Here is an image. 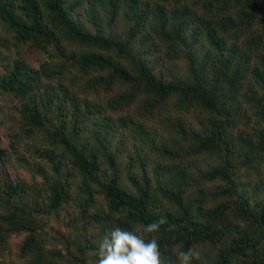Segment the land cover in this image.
Listing matches in <instances>:
<instances>
[{
    "label": "trees",
    "instance_id": "16d2710c",
    "mask_svg": "<svg viewBox=\"0 0 264 264\" xmlns=\"http://www.w3.org/2000/svg\"><path fill=\"white\" fill-rule=\"evenodd\" d=\"M136 1L0 0V92L16 99L21 129L8 145L0 137V264H87L105 233L161 217L145 238L165 264L190 247L193 264H264V199L251 204L237 180L264 172V0ZM27 45L43 52L39 67L22 58ZM159 109L175 113L164 132L178 153L165 150L191 157L186 185L154 192L129 171L132 193L120 152L106 150L101 167L95 159L115 122L149 135L142 123ZM85 127L86 153L75 145ZM53 146L69 152L70 171L41 167ZM221 192L236 196L235 213L216 201ZM66 213L85 221L80 238L63 231L74 226ZM51 226L59 236L45 234Z\"/></svg>",
    "mask_w": 264,
    "mask_h": 264
},
{
    "label": "rangeland",
    "instance_id": "374dc122",
    "mask_svg": "<svg viewBox=\"0 0 264 264\" xmlns=\"http://www.w3.org/2000/svg\"><path fill=\"white\" fill-rule=\"evenodd\" d=\"M130 1V0H126ZM137 3L136 0H131ZM140 3V2H139ZM141 4V3H140ZM141 7L142 4H141ZM142 10H145L142 8ZM148 29L150 27H147ZM140 42L143 43V40ZM22 58H24L26 61H28L31 65L35 67H39L41 62L44 59V54L42 51L27 45L25 47V51L22 52ZM161 59V62L159 65L160 66H165L169 64V68H171L172 63L168 60ZM2 72V68H0V74ZM173 74H177L176 71L172 72ZM67 85V83H66ZM72 85H69V87ZM68 87V85H67ZM16 103V99L12 96H9L7 93H2L0 92V137L2 139V144L3 145H8L9 143V136L11 134V127H16V131L20 130V127H18L17 123V112L14 108V105ZM157 114H153L152 116L148 117L145 119V121L142 123V125L148 129L150 134L149 135H143L141 132V127L139 131H136L132 124L130 123L127 127L126 126H120L118 128L116 126L117 122L114 123V131L112 133V137L110 138V134L105 136V140L103 141V148L101 150V155L99 157H96V164H99L101 167L102 162L105 160V155H108L109 152H106V150L110 151L111 153H117L119 154L118 158V165H119V170L121 174V183L122 185L127 188L129 191L132 193L134 192V188L129 184L128 180L125 178L126 175H128L129 171H132L133 174L138 177L141 181L145 182V179H149L152 182V188L153 191L155 192L158 190L159 192L161 191L160 188L162 186H165L168 188V186H173V185H178L181 184L182 182L185 183L184 181L186 176L184 174V177L180 175V173L183 172L182 166L186 167V164L188 163V160L190 158H185L186 156H181L177 155L172 152H167L165 149L169 147V149L172 151H175L178 153L174 148H177L179 145L177 140L173 139V137L169 136V134H166L164 131H167L165 128V122L168 117H171V115L175 114L174 112L168 110H161L159 109L157 111ZM117 116H115L116 118ZM117 119V118H116ZM192 123H198L195 120H191ZM197 129L199 128V124L196 127ZM111 127L109 128V130ZM82 134L85 133V136H81L80 138H76L75 145L79 146L82 151L86 152H91L90 149H88V145H91L93 142V137L92 132L90 129H87L86 127L83 128ZM15 132V130L13 131ZM91 133V135L89 134ZM18 133V131H17ZM80 136V135H79ZM77 136V137H79ZM141 138H145L147 141L142 142ZM74 140V139H73ZM88 144V145H87ZM238 146V145H237ZM167 152V153H165ZM173 155H176L178 157H173ZM242 156L244 157L245 154L243 153ZM44 159V158H43ZM48 161L57 162L61 163L62 161L66 162L68 166H66L65 171L69 170L72 168L71 166L73 163L70 161V155L69 152L66 151L65 149H58L55 146H53V152H52V158L45 159L43 162L44 164H41L40 162L38 164H41L40 166L43 168L51 169L52 168L49 164ZM201 161V159L199 160ZM182 162H185L182 163ZM160 164V166H158ZM108 164H104V167L106 168ZM182 165V166H181ZM209 163L205 164V167H207ZM109 166V165H108ZM109 171H111L109 167ZM184 171H186V168H184ZM260 174L253 173L251 178L254 180H249L245 178L237 177L238 183H244V181H247V187L248 191H252L250 197L248 198L250 200V203H255L258 200H263L264 199V192L260 191L258 188L259 187H264V172H259ZM28 176H31V174H28ZM165 176H169V179L167 180L166 184H163L162 181L164 180ZM37 181H41L44 179L43 176L37 175L36 177ZM77 182V180L75 179ZM244 190L246 189L244 186L242 187ZM89 190L92 191V195H94L97 192V189L94 188V185L89 186ZM217 200L219 202H225L224 203V208L225 212H233L235 213L236 207H235V200L232 198H236V196H225V193H220L217 194ZM231 199V200H230ZM162 202V199H161ZM237 213V212H236ZM66 216H69L73 218L74 220V226H65L63 227V231L68 235L69 232H74V227H75V233L74 237L80 238L76 236V233H78L79 228L83 226L84 222L82 218L77 219L75 218V213H66ZM57 219L55 220V222ZM54 223V222H53ZM49 227V226H48ZM50 228H48V231L45 233L46 235L52 236L56 235L59 236L60 233L54 231ZM96 252L97 251H92L90 250L88 252V257H87V264H95L96 260ZM11 259H15V255H10ZM18 264H21L18 260L15 262Z\"/></svg>",
    "mask_w": 264,
    "mask_h": 264
},
{
    "label": "clouds",
    "instance_id": "9594fccd",
    "mask_svg": "<svg viewBox=\"0 0 264 264\" xmlns=\"http://www.w3.org/2000/svg\"><path fill=\"white\" fill-rule=\"evenodd\" d=\"M167 223L163 217L143 227H133L126 230L115 227L107 232L97 243V257L95 264H165L158 240L153 236L145 238L147 234L156 233L161 225ZM174 226H169V230ZM200 253L195 247L178 252V264H193L199 260Z\"/></svg>",
    "mask_w": 264,
    "mask_h": 264
}]
</instances>
